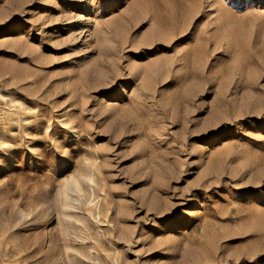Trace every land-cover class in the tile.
<instances>
[{
	"label": "rangeland",
	"instance_id": "374dc122",
	"mask_svg": "<svg viewBox=\"0 0 264 264\" xmlns=\"http://www.w3.org/2000/svg\"><path fill=\"white\" fill-rule=\"evenodd\" d=\"M0 264H264V0H0Z\"/></svg>",
	"mask_w": 264,
	"mask_h": 264
}]
</instances>
